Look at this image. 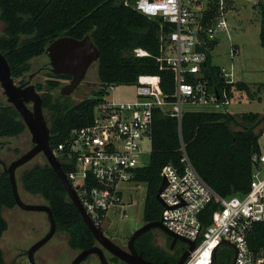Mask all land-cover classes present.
Instances as JSON below:
<instances>
[{
  "label": "trees",
  "instance_id": "obj_1",
  "mask_svg": "<svg viewBox=\"0 0 264 264\" xmlns=\"http://www.w3.org/2000/svg\"><path fill=\"white\" fill-rule=\"evenodd\" d=\"M217 7V0H207L202 11V27L215 19ZM0 20L5 24L0 35V52L7 59L16 83H21L29 71L28 61L43 54L51 39L61 36L81 39L88 35L99 50L96 61L99 86L91 96L75 104L55 99L52 91L61 80L70 78L67 74H51L45 88L41 84L36 85L42 109L47 112L51 148L64 142L71 130L91 124L94 107L109 85H134L140 75H157L161 90L172 100L173 71L157 57L161 55L162 39L173 26L167 22L160 26V18H148L120 0H0ZM200 41L201 45H197L196 50L206 53L201 71L209 88L215 89L218 94L224 90L229 99L233 98L234 90L246 89L247 86L240 80L227 82L221 75L220 66L213 64L211 50L216 40H207L201 32ZM259 43L264 47V4L261 8ZM135 48L148 51L150 56H135ZM261 123L264 126V116L258 112L236 114L230 110L185 108L178 120L164 109H154L149 160L146 166L134 170L131 180L146 186L143 221L160 218L162 206L156 199V193L162 180V167L172 164L181 168L183 152L202 180L218 196L228 198L246 193L253 169L251 157L258 150L259 137L264 130V127L258 131L255 128ZM24 130L26 126L13 105L0 101V139L16 137ZM60 164L64 173L72 168L64 161ZM18 180L24 191L39 194L46 201L55 220L56 232L68 235L71 248L81 251L96 243L47 162L24 168ZM218 205L213 199L200 213L203 226L210 224L211 214ZM15 206L8 173L0 167V238L7 229L2 209ZM153 230L142 233L135 240L136 250L155 263L175 264L180 255L169 246L164 249L156 245ZM252 232L255 248L258 249L263 243L264 226L255 224ZM216 259L218 264H230V248L223 259ZM0 264H6L1 248Z\"/></svg>",
  "mask_w": 264,
  "mask_h": 264
},
{
  "label": "built area",
  "instance_id": "obj_2",
  "mask_svg": "<svg viewBox=\"0 0 264 264\" xmlns=\"http://www.w3.org/2000/svg\"><path fill=\"white\" fill-rule=\"evenodd\" d=\"M120 1L148 18H160V26L163 22L173 26L162 39L157 60L173 71L174 91L170 100L161 90L157 75H140L133 85L134 100L109 99L107 91L94 107L91 124L71 130L64 142L51 148L60 162L72 167L65 175L93 224L103 231L109 215L126 217L120 184L130 182L134 170L147 165L142 158L145 154L149 157L151 152L153 110L164 109L179 120L184 106L225 112L230 104L224 90L218 94L209 88L201 71L206 53L196 50L201 45V32L209 41L216 40L218 32H227L224 0H217L216 17L206 27L201 22L207 0ZM196 3L202 7L196 9ZM238 52V47L232 45L230 57ZM133 53L137 57L150 56L142 48H135ZM220 72L227 82L236 81L231 68L228 71L220 67ZM261 142L264 143V130L258 150L251 157L249 190L242 195L218 196L202 180L184 152L181 168L172 164L162 167L161 177L166 184L160 193L165 204L160 219L171 232L195 241L183 264H211L214 248L224 240L234 246L235 264H264V239L255 248L252 232L255 224L264 226V145ZM213 199L219 205L211 214L210 224L203 226L200 213ZM250 233L252 250L247 243ZM17 264L30 262L24 256V261L19 260Z\"/></svg>",
  "mask_w": 264,
  "mask_h": 264
},
{
  "label": "rangeland",
  "instance_id": "obj_3",
  "mask_svg": "<svg viewBox=\"0 0 264 264\" xmlns=\"http://www.w3.org/2000/svg\"><path fill=\"white\" fill-rule=\"evenodd\" d=\"M262 0H225L224 10L227 21V32H218L216 44L211 50L213 64L233 71L234 79L242 81L247 88L234 90V96L230 99L228 110L232 113L258 112L264 116V47L259 43V30L261 19ZM202 7L196 3V9ZM5 24L0 20V35L3 33ZM232 45L238 47V54L230 57L229 50ZM29 71L25 73L22 80L27 81L30 75L31 83L46 87V80L52 74L49 66V59L45 53L35 56L28 61ZM69 80H61L60 85L52 91L55 99L65 103L75 104L80 100L92 95L98 88L96 62L87 70L80 84L69 94L62 95L61 87ZM106 98L117 101H130L136 98L133 85L120 84L108 88ZM40 94V92H39ZM0 101L6 102V97L0 87ZM186 108V106H184ZM46 111L43 110L46 119ZM263 126L261 123L255 128L258 131ZM264 145L263 142H261ZM32 146L31 136L24 130L16 137L0 139V160L8 165L14 158L27 151ZM143 163L147 164L149 157L144 155ZM46 160L42 154L36 155L29 162L16 170V181L21 199L26 203H43L46 201L39 194H30L21 186L18 178L24 168L31 167L35 163L43 164ZM0 167L2 165L0 164ZM123 197V210L126 217L109 215V223L104 229L107 237L118 245L126 248L127 241L134 229L144 223L143 206L146 186L142 182L130 181L120 184ZM2 216L7 222V229L0 238V248L6 264H17L24 261L26 250L30 245L42 237L48 230L49 223L47 215L41 211H26L15 206L3 208ZM153 240L156 245L167 249L170 241L164 233L154 228L152 231ZM227 244L222 243L216 250V257L223 259L227 254ZM231 254H232V249ZM79 252L69 246L68 235L64 232H56L40 247L35 258L42 264H69ZM82 264H99L97 256L90 255Z\"/></svg>",
  "mask_w": 264,
  "mask_h": 264
},
{
  "label": "water",
  "instance_id": "obj_4",
  "mask_svg": "<svg viewBox=\"0 0 264 264\" xmlns=\"http://www.w3.org/2000/svg\"><path fill=\"white\" fill-rule=\"evenodd\" d=\"M263 4H264V0ZM44 53L49 59L50 71L54 75L67 74L70 76L69 82L61 87V94L71 93L83 80L88 68L98 60L99 50L91 41L90 36L86 35L81 39H75L69 36H61L48 41ZM31 77V76H30ZM29 79L21 84H17L14 78L11 76L10 67L7 59L0 52V87L6 97V101L13 105V107L19 113L23 123L26 126V130L30 133L32 146L14 158L8 165L0 160L4 171L8 173V177L11 184L12 194L15 200V204L22 210L26 211H41L46 213L49 227L47 232L38 240L33 242L25 252V257L30 264H37L35 259L36 251L42 247L53 236L56 231V224L53 218L51 208L47 204L41 203H26L24 202L18 191L16 181V170L33 159L36 155L42 154L47 164L53 169L60 179L67 198L76 207L83 222L90 230L95 240V244L87 249L79 251L76 256L71 260L70 264H80L85 258L90 255L97 256L99 264H109L105 253H109L112 256L117 257L120 261L126 264H158L153 261L147 260L142 256L141 252H138L135 248V240L144 232L157 228L163 231L167 236L171 237L169 248L172 250L177 241L184 243L187 249L179 256L175 264H183L184 260L188 256L189 252L195 247V241L189 240L184 237L178 236L175 233L167 229L162 220L145 222L132 232L127 241L126 248L121 247L112 239L107 237L102 228L96 227L89 215L85 212L75 188H73L67 179L64 171L61 168L60 161L53 154L51 147L49 146L50 131L47 121L43 114L42 99L37 92L35 85L30 83ZM30 103V105H29ZM166 182L163 178L156 193V199L162 207H165L163 200L160 197V193L163 190ZM233 251L234 246L223 241ZM247 243L250 250L253 249L252 234L247 235ZM216 250L214 248L211 256V264H218L216 259ZM235 257L233 256L230 264H235ZM162 264H168L163 262Z\"/></svg>",
  "mask_w": 264,
  "mask_h": 264
},
{
  "label": "flooded vegetation",
  "instance_id": "obj_5",
  "mask_svg": "<svg viewBox=\"0 0 264 264\" xmlns=\"http://www.w3.org/2000/svg\"><path fill=\"white\" fill-rule=\"evenodd\" d=\"M30 76L32 77L33 75H30ZM31 77H30V83H31ZM68 80H70V78ZM24 82H26V81L23 80L21 83H24ZM21 83H17V84H21ZM35 88H36V85H35ZM29 105H30V103H29ZM144 223H145V221H144ZM161 232L164 233L163 231H161ZM166 237L168 238L169 241H171V237H169L167 235H166ZM186 249H187V246L180 241H177L174 245V248H173V250H175L174 252H176V254H178V255H181ZM105 255H106V258H107L109 264H126V263L120 261L117 257L112 256L111 254H109L107 252L105 253ZM35 259H36L37 264H42V262L38 258H35ZM86 259L87 258H85L80 264H82ZM98 263H99V261H98Z\"/></svg>",
  "mask_w": 264,
  "mask_h": 264
}]
</instances>
